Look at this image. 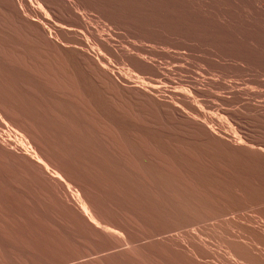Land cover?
I'll list each match as a JSON object with an SVG mask.
<instances>
[{
  "label": "rangeland",
  "instance_id": "obj_1",
  "mask_svg": "<svg viewBox=\"0 0 264 264\" xmlns=\"http://www.w3.org/2000/svg\"><path fill=\"white\" fill-rule=\"evenodd\" d=\"M261 150L264 0H0V264H249Z\"/></svg>",
  "mask_w": 264,
  "mask_h": 264
},
{
  "label": "bare ground",
  "instance_id": "obj_2",
  "mask_svg": "<svg viewBox=\"0 0 264 264\" xmlns=\"http://www.w3.org/2000/svg\"><path fill=\"white\" fill-rule=\"evenodd\" d=\"M13 2V1H12ZM12 4H14V3H12ZM15 7H16V5H15ZM209 132V131H208ZM215 135V134H214ZM229 137V139H230V141L231 142H236L237 143V145H236V147H240V145H238V143L240 144L241 143V141L240 140H238L235 136H228ZM209 138V137H208ZM211 139H212V137H211ZM225 141V140H224ZM227 143V142H226ZM225 143V144H226ZM241 145H243V144H241ZM235 146V145H234ZM243 146H245V145H243ZM246 147V146H245ZM251 151H253V149H250ZM254 152V151H253ZM255 153H257L258 154V156H259V158L260 159H263L264 160V151H257V152H255ZM264 162V161H263ZM49 164V163H48ZM211 173L213 174L212 175V178L210 179L211 180V182H213V181H215L216 180V183H215V188H214V191L217 189V188H219V183L217 182V178L218 179H220L222 182H225L224 184H226L232 191H233V194H235V196H237V197H239V199H240V197H241V194L242 193H247V189L246 190H244L243 191V186H242V184L240 183V182H237V181H234V180H231L230 178H228V176H226L225 174H224V172L223 171H221V170H212L211 171ZM211 177V176H210ZM20 187V186H19ZM188 190V189H187ZM190 194L192 195V196H195L196 194H194V193H192L191 191H190ZM214 196H218V194L217 193H214ZM201 197H205L204 199H200V200H198L197 201V204L198 205H201V204H203L204 203V205L203 206H205L208 210H209V215L207 216V217H205V218H209V219H214L215 221L217 220V218H220V217H223V216H226L229 212H226V213H222V212H220V211H218L219 209H220V206H218V204H217V208L209 201V198L206 196V195H203L202 194V196ZM200 198V197H199ZM253 200V199H252ZM251 200V201H252ZM251 201H250V203H251ZM262 202H264V200H262L261 199V202H259V203H262ZM195 203V202H194ZM201 203V204H200ZM218 203H220V202H218ZM259 203H257V204H259ZM231 207H233V206H235V204H233V205H230ZM262 208V207H261ZM206 211V210H205ZM256 211V210H255ZM207 212V211H206ZM202 213V212H201ZM255 213H257V211L255 212ZM262 213V212H261ZM260 213V214H261ZM193 214H194V212H193ZM259 214V215H260ZM200 216V215H199ZM198 217V216H197ZM228 217V216H227ZM230 217V216H229ZM236 217H240L242 220H244V222L245 223H239V221H237L236 222V220L235 219H232L231 218V222L229 223V224H233V225H235L237 228H238V230L239 231H242V227H244L245 228V230H246V235H247V240H248V242L249 243H252V244H255L254 246L255 247H257L256 246V244H258L259 245V247H260V251L259 252H257V253H255V254H250V253H246L245 255H244V253H243V251L242 250H240V249H235V247H234V244H235V242H232V243H230L229 245H227L226 247H228V249H232V250H234L235 252H237L239 255V257H240V259H242V261H246V262H248L249 264H264V235H262V236H260V237H258L257 239H256V241H255V235H253V233L251 234L250 232H249V229L251 228V227H253V226H255L256 228H257V221L255 222V220L253 219V217H251V215H248L247 213H241L239 216H235V218ZM254 217H256V216H254ZM261 217H263V216H261ZM264 218V217H263ZM256 219V218H255ZM206 220V219H205ZM227 220H229L228 218H227ZM227 220H225L226 222L225 223H227ZM240 220V219H239ZM220 221V220H219ZM225 223H223V224H225ZM259 224V223H258ZM216 226V225H215ZM256 233V232H255ZM143 236V235H142ZM259 236V235H258ZM197 237V236H196ZM188 241V240H187ZM200 241H201V239H200ZM199 241V242H200ZM233 241V240H232ZM238 242V241H237ZM236 242V243H237ZM196 244H197V242H196ZM185 246V245H184ZM220 247V246H219ZM248 247V246H247ZM241 248V247H240ZM245 248H246V246H245ZM196 251H200V252H203L206 256H208L209 257V254H211L210 253V251L208 250V249H206V248H204V249H200V246H196V249H195ZM255 250V249H254ZM217 251V250H216ZM219 251V250H218ZM26 252V251H25ZM215 252V251H214ZM255 252V251H254ZM216 253V252H215ZM201 256V255H200ZM199 256V257H200ZM131 257V256H130ZM199 259V258H198ZM232 260V259H231ZM241 261V260H240ZM193 262V261H192ZM25 263V262H24ZM188 263V262H187ZM244 264V262H241V264ZM197 264H199L198 262H197Z\"/></svg>",
  "mask_w": 264,
  "mask_h": 264
}]
</instances>
